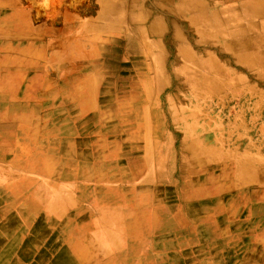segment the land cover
<instances>
[{"label": "rangeland", "instance_id": "1", "mask_svg": "<svg viewBox=\"0 0 264 264\" xmlns=\"http://www.w3.org/2000/svg\"><path fill=\"white\" fill-rule=\"evenodd\" d=\"M105 1L0 0V136L10 146L0 142V169L17 177L8 183L81 180V194L89 191L84 186H102L100 198L88 192L85 216L122 236L130 204L147 186L152 247L154 237L182 232H264V182L245 166L264 160V15L246 14L253 0H193L182 8L111 0L116 4L107 9ZM243 39L248 47L234 46ZM68 66L76 72L60 70ZM66 131L85 159L83 178H66V168L79 164L58 149ZM51 150L52 172L29 167L37 153ZM133 164L141 165L130 173ZM48 192L36 195L33 206L46 195L73 196ZM113 201V220L89 217L115 211ZM96 257V263L119 257V264L143 258Z\"/></svg>", "mask_w": 264, "mask_h": 264}, {"label": "crops", "instance_id": "2", "mask_svg": "<svg viewBox=\"0 0 264 264\" xmlns=\"http://www.w3.org/2000/svg\"><path fill=\"white\" fill-rule=\"evenodd\" d=\"M83 99L82 108L83 105L86 107L87 102L86 96ZM70 135V132L66 131L63 141H61L62 145L67 142L66 140L72 144L73 140ZM49 139L50 137L47 138V142ZM74 151V155L69 156L60 151L65 157L67 156L66 158L76 157L79 160L77 169L71 171L69 167L66 168V178L70 175H76L78 179L83 178V171H86L85 159L80 152L75 149ZM133 166L135 165L133 164ZM144 166L145 164L142 165V169L145 173L149 171V167L146 171ZM15 178L17 177L7 168L0 169V264H66L77 253L71 244L79 238L86 237L87 226L94 227L85 216V213L89 212L88 192L99 193L102 186H84L89 191L81 194L79 193L80 188L83 187L81 180L77 184L66 181V186L60 187L63 191L65 189L67 194L77 198V203L66 206L64 199L66 196L63 195L65 204L58 206L55 194H51L53 200L50 195L39 197L41 202H36L35 208L32 209L36 195L41 194L42 191L48 192L49 189L54 192V188L49 185L47 187L27 186L26 184L16 186L8 183L10 179ZM11 186H14L17 191L15 197L13 196L10 200L11 192L13 193ZM109 187L118 191V188L115 189L114 186ZM24 190L30 193H23ZM139 190L142 191L143 197L137 198L130 204L133 212L128 216L127 234L122 236L119 230H115L116 238H113L114 236L110 238V242L105 245L106 251L95 253L96 249H91L94 252L93 257L84 256L79 259L80 261L72 264H119V257L96 263V256H100L104 252H110L111 255H126L127 259L142 254L143 258L137 257V261L133 264H264V232L242 233L240 234L242 236L238 232H224L223 230L216 236L205 232H200L198 235H194L193 232L190 235L182 232L174 236L154 237L153 241L158 240V243L152 247L150 245L152 238L145 234V228L151 217L149 190L147 186H139ZM81 195L83 198L79 199ZM18 196L20 197L18 198ZM98 196L100 198V193ZM110 203L116 212L115 201ZM27 204H29V209L26 207ZM16 207H18L17 211H15ZM135 207H139L137 211ZM11 208L14 209L10 210ZM30 211L32 212L30 213ZM160 211L162 212L161 209ZM135 214L138 217H134ZM89 217L94 218L95 222H99L96 213H89ZM188 217L190 218V216ZM57 222L60 223V226L54 230ZM140 222L143 224L140 228L142 232L136 233L135 229ZM74 225H76L75 228L67 230ZM97 237L99 236L97 235ZM151 255L158 256L157 261H151Z\"/></svg>", "mask_w": 264, "mask_h": 264}, {"label": "bare ground", "instance_id": "3", "mask_svg": "<svg viewBox=\"0 0 264 264\" xmlns=\"http://www.w3.org/2000/svg\"><path fill=\"white\" fill-rule=\"evenodd\" d=\"M120 1V0H119ZM109 2L110 3H108V0H107V2L105 1V3H107V4H105L106 6L104 7V5H103V7L104 8H106L107 9V7L108 8H110V7H112L110 4H112L111 3V0H109ZM121 2V1H120ZM120 2H119V4H120ZM160 3H164L165 5H170V6H173V8H182L183 6H186V5H194V2H193V0H179V2H177V3H175L174 4V0H160L159 1ZM113 3H115V1H113ZM110 5V7L109 6H107V5ZM116 4V3H115ZM115 4H112V5H115ZM121 5V4H120ZM159 6V5H158ZM175 6V7H174ZM114 7H116V6H114ZM158 8V7H157ZM159 8H160V10L163 12V13H167V12H165L160 6H159ZM115 9V8H114ZM245 10H246V14L249 16V15H253V14H256V12L257 13H259V14H261V15H264V0H253V1H251V5L249 4V3H247L246 2V4H245V8H244ZM113 10V9H112ZM108 11H111V9L109 10L108 9ZM116 12V11H115ZM114 11H113V13H115ZM119 12V11H118ZM159 12V11H158ZM112 18V17H111ZM170 20H172V22H175V19H174V16H171V19ZM214 20H215V16L214 17H212V19H211V23L212 22H214ZM126 21V20H125ZM214 24V26L215 27H219L218 26V24L217 23H213ZM75 28V27H74ZM73 28V29H74ZM124 28V27H123ZM131 39V38H130ZM90 41V40H89ZM92 42V41H91ZM73 43V42H72ZM137 43V42H136ZM242 45V48H245V47H248V40H244L243 39V42H239V41H237L236 42V44L234 43V46H237V45ZM86 45V44H85ZM238 48L239 49H241L239 46H238ZM61 50V49H60ZM67 51V50H66ZM66 51H61V53H60V56L62 55L63 57H66V55H67V53H66ZM74 51V50H73ZM60 52V51H59ZM68 53H69V51H68ZM75 54H76V52H75ZM78 67V66H77ZM60 70H62V71H66V70H68L69 71V73H72V74H74L75 72H76V70L74 69V67L73 66H68L67 68L66 67H63V68H61ZM89 92H91V91H89ZM0 121H2V120H0ZM4 121H6V120H4ZM0 126H2V123H0ZM4 127H6V126H4ZM22 132V131H21ZM6 135V137L7 138H9V134H5ZM67 142H65L63 145H62V147H60V151L62 152V153H64L65 155H67V156H69V155H74V150H72V148H71V146H72V144H71V142H68V140H66ZM0 142H2V144H4V146H2V147H4L6 150H8L9 148H10V146H7L6 144L8 143L7 142V140H4L3 138H2V136H0ZM1 144V143H0ZM65 145H66V147H65ZM1 149V148H0ZM156 149V148H155ZM40 150V149H39ZM148 152H149V150H147ZM154 151V150H153ZM160 151H162V153H164V151L165 150H160ZM41 152V151H40ZM50 153H52V150H51V152H48V153H45V154H38L37 153V159H38V161L36 160L35 162H32V163H29L30 165H29V167H32V168H34L35 169V171H37L38 173H40V172H43V173H45V175H47L48 174V172H52L53 170H52V167H51V162H52V160H51V154ZM157 153V152H156ZM147 154V153H146ZM66 156V157H67ZM78 156V155H77ZM157 156V155H156ZM159 156V155H158ZM157 156V157H158ZM82 158V157H81ZM157 159V158H156ZM166 159V157L164 156V154H162L160 157H159V159L156 161L157 162V167H155L154 169H156V171H160L161 170V168H162V166L161 165H164L165 163L163 162L164 160ZM262 164L259 166V167H254V166H252L251 164H249L248 162L245 164V166L247 167V170L249 169L250 170V172H251V175L253 176V174H256V176L259 178V180H261L262 182H264V160H262V162H261ZM146 164V163H145ZM66 165V164H65ZM55 166V165H54ZM57 166V165H56ZM84 166V165H83ZM137 166H139L138 164H135V166H133V167H130L129 169V171H130V173H132V172H135L137 169H138V167ZM165 166V165H164ZM163 166V167H164ZM145 168H146V166H145ZM146 170V169H145ZM138 171V170H137ZM155 171V170H154ZM153 171V172H154ZM155 171V172H156ZM66 172V171H65ZM80 172V171H79ZM76 173V172H75ZM82 173V172H81ZM51 188H54V191L55 190H57V189H62L60 186H56V185H52V187ZM15 195V192L13 191V193L11 192V198H10V200L13 198V196ZM15 197V196H14ZM65 199V201H66V204H70L71 202H76L77 201V198H75L74 196H70V197H65L64 198ZM64 199H63V196L62 195H59V194H55V200L57 201V205L58 206H61V205H63V204H65V201H64ZM20 203V202H19ZM9 205V204H8ZM23 206V205H22ZM25 206V205H24ZM14 207V206H13ZM26 207L29 209V204H27L26 205ZM35 208V205L32 207V209H34ZM8 209V208H7ZM32 211H30V213H31ZM115 213V211H111V212H109L108 214L107 213H102V212H100V213H97L96 215H97V219L99 220V221H103V222H109L110 220H113V214ZM29 222V221H28ZM75 222V221H74ZM143 226V224L142 223H139V226L135 229V232L136 233H141L142 232V230L140 229L141 227ZM76 227V225H74V226H72L71 228H69V229H67V230H70V229H72V228H75ZM72 231V230H71ZM88 232V233H87ZM87 232H86V237H84V238H79L78 240H76V242H73L72 244H71V246H73V248L74 249H76V250H74V251H76L77 253H76V256H73V258L72 259H70V260H68V262L66 263V264H72V263H76V261H80L79 259H81V258H83L84 256H86L87 258H90V257H93V249L95 248L96 250H95V253L98 251V252H101L102 250L104 251H106V247H105V245L106 244H108L110 241V238L112 237V236H114L113 238H116L115 237V232L114 231H112L111 229H109V228H100V227H98L97 225L96 226H92V228H89V226H87ZM112 234H114V235H112ZM97 235L99 236V237H97ZM100 237H101V239H100ZM116 240V239H115ZM111 241H113V240H111ZM84 242V243H83ZM114 242H116V241H114ZM83 243V244H82ZM82 244V245H81ZM85 244V245H84ZM110 245V244H109ZM69 247V246H68ZM112 248V247H111ZM92 249V250H91ZM108 250V249H107ZM111 250V249H110ZM71 251V250H70ZM86 259V258H85Z\"/></svg>", "mask_w": 264, "mask_h": 264}]
</instances>
